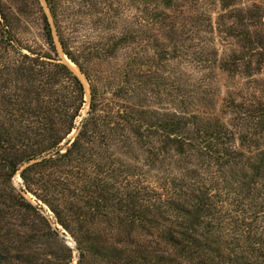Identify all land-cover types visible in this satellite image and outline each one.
I'll return each instance as SVG.
<instances>
[{
	"label": "rangeland",
	"instance_id": "obj_1",
	"mask_svg": "<svg viewBox=\"0 0 264 264\" xmlns=\"http://www.w3.org/2000/svg\"><path fill=\"white\" fill-rule=\"evenodd\" d=\"M140 9L139 0H0V129L15 138L12 163L0 160V264H125L135 254L111 250L124 247L111 199L147 173L156 125L171 114L226 129L236 150L264 158V0H178L164 21L172 29L142 21ZM92 109L99 135L71 148ZM50 127L64 137L58 153L26 162L46 148L34 131ZM189 161V170L203 162Z\"/></svg>",
	"mask_w": 264,
	"mask_h": 264
},
{
	"label": "trees",
	"instance_id": "obj_2",
	"mask_svg": "<svg viewBox=\"0 0 264 264\" xmlns=\"http://www.w3.org/2000/svg\"><path fill=\"white\" fill-rule=\"evenodd\" d=\"M139 2L142 21L172 29L171 22L164 21L178 0ZM77 115L67 124L65 135L73 128ZM116 115L130 124L137 121L126 111ZM97 120L92 109L89 117L80 122L71 148L83 140L91 141L93 134L99 135ZM189 126L197 132L195 136ZM155 133L157 146L153 147L151 160L145 163L147 173L135 184L129 182L123 199H111V204H116L113 209L121 213L120 217L112 214V219H117L118 229L124 234L118 240L124 247L111 250L116 254L125 250L135 254L125 264H148L145 254L152 253L154 264H264V158L246 157L236 150L228 130L205 129L176 114L159 120ZM36 136L47 141L46 148L30 151L26 162L39 157H43L39 163L51 162L64 137H58L57 130L51 127L34 131L30 140H36ZM11 139L15 138L0 129V160L8 165L12 163L7 159ZM191 157L202 158L199 166L195 163L199 170H189L181 164H191ZM211 167H215L212 172ZM160 169L165 172L162 178L153 174L160 173ZM148 175L161 178L164 184L146 182ZM1 184L4 185L3 180ZM94 212L101 214L100 209Z\"/></svg>",
	"mask_w": 264,
	"mask_h": 264
}]
</instances>
